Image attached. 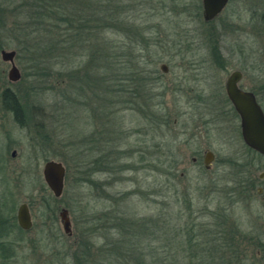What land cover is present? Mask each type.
<instances>
[{"label":"rangeland","instance_id":"374dc122","mask_svg":"<svg viewBox=\"0 0 264 264\" xmlns=\"http://www.w3.org/2000/svg\"><path fill=\"white\" fill-rule=\"evenodd\" d=\"M59 4L94 16L95 28L65 34L40 17L41 2L0 0V52L16 53L20 73L19 81L9 82L10 64L0 55V198L7 193L14 212L1 200L0 211L16 222L25 203L32 219V228L14 242V257L0 256V264H130L124 259L132 255L143 264H188L202 254L195 247L201 228L207 236L223 211L225 224L230 218L238 225L247 247L234 264H264L256 246L264 239V194L256 193L264 188L257 177L264 162H253V196H238L242 144L231 123L211 119L219 114L215 100L228 73H244L248 59L264 72V3L231 0L219 20L209 22L201 0ZM68 36L69 52L67 42H59ZM91 46L114 56L106 64L91 61ZM128 68L135 76L125 75ZM5 90L21 107L17 117L6 109ZM106 150L110 159L101 157ZM205 150L214 154L208 169ZM51 160L66 171L57 201L42 176ZM49 204L55 219L40 217ZM62 208L70 236L59 220ZM17 237L0 236V243Z\"/></svg>","mask_w":264,"mask_h":264},{"label":"trees","instance_id":"16d2710c","mask_svg":"<svg viewBox=\"0 0 264 264\" xmlns=\"http://www.w3.org/2000/svg\"><path fill=\"white\" fill-rule=\"evenodd\" d=\"M41 2L43 5L41 7H39V9H41V16L42 18L45 19V22L47 24H51V28H60L62 29L61 32L68 34L70 30H73L75 32H83L85 29L83 28V26H86L87 29H91V28H95L94 25H90L91 21L93 20L94 16H89V15H85L84 14V10H82L81 8H75L72 7L71 5L68 6L70 9H66V7H63V5L61 6L59 4L60 0H36ZM64 1V0H62ZM74 1V0H72ZM72 3V2H71ZM76 13V15H75ZM43 14V15H42ZM106 18V17H104ZM36 26L42 25L40 22L35 21L34 23ZM49 30V28H48ZM58 30V29H57ZM50 31V30H49ZM59 31V30H58ZM51 32V31H50ZM72 32V31H70ZM56 33V32H55ZM60 33V32H58ZM62 33V34H63ZM60 38V37H59ZM58 38V39H59ZM67 42V50L68 52L71 49L70 46H73V44L71 43L73 40L71 39L70 36L68 37H61V40L59 42ZM85 42V41H84ZM89 49H91L90 55H91V61H94L98 58L101 59V61L103 60L106 63H109V60L114 56L113 51L110 50L109 48H104L102 46H91ZM128 64V63H127ZM130 65V64H129ZM125 68V67H123ZM130 68V66H129ZM128 68V69H129ZM129 70H123V72L128 73V75H134L130 73ZM139 71V70H138ZM139 73H143V71H140ZM130 77V76H128ZM126 81H131V78H127L125 79ZM142 80V79H140ZM85 84H83L82 86H85ZM3 100H4V104L6 106V109H10L15 116H19L20 115V110L21 107L19 105V103L16 101V99L13 97V95L10 94L9 90H5L3 93ZM114 162V161H112ZM10 195V193H9ZM6 198H8L7 193H5L4 195L1 196L0 200L3 202V205L6 206V210L12 214L14 212V205H12L11 207H7V200ZM54 201H57V199H55L53 197ZM51 198V201H53ZM47 203V200L45 201ZM45 216H49V220H51L52 218L55 219L54 217V210L51 209L50 204L47 205V209L44 212H41L40 217H45ZM217 216V214H216ZM45 217V218H47ZM227 219V218H226ZM8 218L5 217V213L0 211V236H6L8 234H12L14 235H18L17 238L13 239V241H9L8 243H0V256L1 259L3 261H7L9 259H11L12 257H14L15 255V249H14V242L15 241H19L20 240V235H22L24 233V231H22L18 225L17 222L12 221V222H8L7 221ZM213 229L212 231L209 232V234L207 236L205 235V232L203 230V228H201V233H199V237H201V241H195V247H199L201 246L200 249L202 254H197L195 256H192L189 258L188 264L191 263H195V264H231L232 263V256H230L228 254V250H227V246H228V242L230 243L229 237H226L227 232L223 229H221L220 227H218L217 222L212 226ZM193 239L189 240V244H192ZM212 244V249L211 250H207L208 248L206 247V245H211ZM199 250V251H200ZM140 257L142 259V255L140 254ZM130 260V264H143L142 261H140L139 256H135L132 255V257H126L124 260L127 261ZM139 260V261H138Z\"/></svg>","mask_w":264,"mask_h":264},{"label":"flooded vegetation","instance_id":"af4514ba","mask_svg":"<svg viewBox=\"0 0 264 264\" xmlns=\"http://www.w3.org/2000/svg\"><path fill=\"white\" fill-rule=\"evenodd\" d=\"M246 1H251V0H246ZM264 3V0H261ZM202 2V0H201ZM231 0L227 1V4L223 8V10L212 20L216 21L219 20L221 15L226 11L228 6L230 5ZM203 12V8H202ZM262 23L260 24V31L263 33L264 36V15L262 16ZM221 25L223 26V22H220ZM225 26V25H224ZM226 27V26H225ZM224 27V28H225ZM218 44V41H217ZM264 45V42L261 43V46ZM219 46V44H218ZM220 60V58L215 59V61ZM218 66H222L219 71L225 70L226 64H218ZM253 71L257 72V76L254 74ZM233 76V81H234V87L236 88L237 91L246 94L247 97L249 98L250 102H253L256 104V106L259 108L263 118H264V72L261 71V67L257 64H252L250 62V59L245 62V69L244 73L241 70H232L230 73L227 74L224 82H220V86L218 87V92L219 96L216 98V104L217 108L219 109V114L212 119V121H224L231 123L234 128H232V133L236 136L235 137V142L242 144L243 147V157H244V164L240 166L239 168L243 170H239L240 172L237 173L238 175L243 174V180L239 181V185L235 187L234 189L238 191V196L243 195L247 196L248 198L252 197L253 191L255 190L256 186V176L254 173V165L253 162H258L261 164V160L264 162V155L259 153L258 151L254 150L250 146H248L244 139H243V134H242V128H241V118L239 114L237 113L233 103L229 99V96L227 94V82L230 77ZM253 98V100L251 99ZM252 100V101H251ZM224 130V129H223ZM227 131V130H226ZM231 139H229V142ZM106 146V145H105ZM107 147V146H106ZM106 152L102 151L101 157H109L111 158ZM203 157H202V163L204 161V158L207 153H210L212 156V162L214 161V154L209 151L205 150L203 152ZM106 159V158H105ZM230 162H233V159L228 158L227 159ZM192 162H196V158H192ZM258 164V165H259ZM257 166V165H256ZM258 169H262L260 166H257ZM243 172V173H242ZM237 176V175H236ZM258 179L260 182L264 181V172H261L258 174ZM257 195H263L264 194V188H258L256 190ZM223 217H218V222L217 225L221 229L225 230L227 232L226 237H229L230 243L228 242L227 250L228 254L232 256V263L234 264L235 261L239 260L240 257L246 252L247 247H244L245 244L242 245L240 242V239H243L242 233L239 230L238 225L230 220V223L228 222L225 224V220L227 217V214L225 211L222 212ZM225 217V218H224ZM246 240V239H245ZM253 240V239H251ZM256 246L258 249V254H261L262 259H264V239H256ZM239 263V262H238Z\"/></svg>","mask_w":264,"mask_h":264},{"label":"water","instance_id":"95a60500","mask_svg":"<svg viewBox=\"0 0 264 264\" xmlns=\"http://www.w3.org/2000/svg\"><path fill=\"white\" fill-rule=\"evenodd\" d=\"M227 1L228 0H202V16L204 21H212L223 10ZM0 55L3 62L10 64V70L7 74L8 81L16 83L20 80L19 70L14 64L16 53L14 51L2 50ZM160 70L163 73H166L167 67L161 65ZM227 94L241 118V128L245 143L264 155V118L259 108L256 104L249 101L246 94L236 90L234 87L233 76L230 77L227 82ZM251 99L253 100V98ZM12 156H14V152L12 153ZM211 162L212 156L210 153H207L203 161L204 167L208 169ZM65 173V167L60 162L51 160L46 161L43 164V180L55 199H59L62 196ZM58 216L63 232L70 236L71 222L68 211L62 208L60 209ZM16 222L22 231H29L32 228V219L27 204L22 203L18 206L16 210Z\"/></svg>","mask_w":264,"mask_h":264}]
</instances>
